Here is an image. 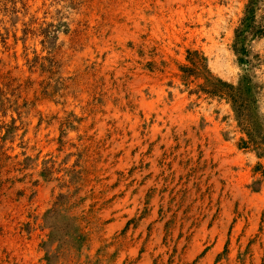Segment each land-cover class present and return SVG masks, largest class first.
<instances>
[{
	"label": "rangeland",
	"instance_id": "obj_1",
	"mask_svg": "<svg viewBox=\"0 0 264 264\" xmlns=\"http://www.w3.org/2000/svg\"><path fill=\"white\" fill-rule=\"evenodd\" d=\"M248 4L0 0V264H264Z\"/></svg>",
	"mask_w": 264,
	"mask_h": 264
},
{
	"label": "trees",
	"instance_id": "obj_2",
	"mask_svg": "<svg viewBox=\"0 0 264 264\" xmlns=\"http://www.w3.org/2000/svg\"><path fill=\"white\" fill-rule=\"evenodd\" d=\"M259 1L260 0H249L248 8L246 10V17L244 18L242 27H245V28L250 27L249 24H251V22L254 20L255 12H256Z\"/></svg>",
	"mask_w": 264,
	"mask_h": 264
}]
</instances>
